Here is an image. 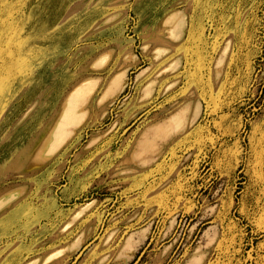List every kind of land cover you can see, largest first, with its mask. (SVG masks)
Here are the masks:
<instances>
[{"label":"rangeland","instance_id":"obj_1","mask_svg":"<svg viewBox=\"0 0 264 264\" xmlns=\"http://www.w3.org/2000/svg\"><path fill=\"white\" fill-rule=\"evenodd\" d=\"M114 227L264 264V0H0V264H89Z\"/></svg>","mask_w":264,"mask_h":264},{"label":"crops","instance_id":"obj_2","mask_svg":"<svg viewBox=\"0 0 264 264\" xmlns=\"http://www.w3.org/2000/svg\"><path fill=\"white\" fill-rule=\"evenodd\" d=\"M181 37V36H180ZM179 37V38H180ZM177 40V39H176ZM167 51L165 50L163 52V54L160 55V58L162 55H164V53H166ZM171 61V60H170ZM170 63V62H168ZM176 68V67H175ZM143 193V191H142ZM95 199L93 200H90L89 202V206L81 213V215L74 221L73 225L76 223V222H79V221H84V220H90L91 217L93 216V214L89 215L90 214V211L91 210H95ZM154 204V202L152 201V205ZM154 206V205H153ZM152 211H153V208H152ZM117 217H119L118 215H112L109 220H108V224H111L112 222H115V220L117 219ZM153 224V221L151 220L149 222V224L147 226H143V228L141 229L142 232H143V235H145L146 232H148L150 229H151V225ZM81 233H84L82 236L85 238V236L89 233L88 231H85V230H78V232L76 233V235L74 236V240L76 239V237L81 234ZM93 233V232H92ZM102 230L101 228L96 232V233H93V240H96L98 239V241H100L99 243V246L100 247H103L105 248V252H103L104 254L102 256H99L97 257L94 261H91L89 264H132L133 262L136 261L138 255L140 254V252L143 250V253L141 254V256L137 259V261L135 262V264H159V260H160V255L163 254L165 251L159 253V255H155V254H152V255H149L147 258L149 259H143V255L145 253V249H147V245H149V243H147V245H145V247L138 253V255H136V257L133 259L132 256H133V251H134V248L136 247V245L138 244H135L134 240L135 238H133V242H132V237L129 235V236H126L124 239L121 240V242H117L116 243V246L115 248H112L110 250H108V247L109 246H113L114 247V237L116 235V228H111L109 230H107L106 232H104V234H102ZM128 238H131V243L127 244V240ZM151 243V240L149 241ZM133 243V244H132ZM92 244L94 245V242H92L91 244L88 245V248H91L92 247ZM135 244V245H134ZM210 244V243H209ZM129 246V247H128ZM83 247L82 243L79 244V246L76 248V249H69L67 250L66 254H64L61 259H57V261H53L51 262L50 264H60L62 262H64L70 255L71 257H73V259L71 260L70 264H74L76 263L81 255H76L78 254L79 250ZM198 249V248H197ZM196 251L195 250V254H190L186 260H183V263L182 264H201V262L203 261L204 259V256H205V251L204 253L201 255V259L198 261H195L196 258H198L200 255L199 254H196ZM68 252H73L72 254L71 253H68ZM112 253L113 256H109L107 255V253ZM63 258H65V260L63 261ZM39 264V263H38Z\"/></svg>","mask_w":264,"mask_h":264},{"label":"bare ground","instance_id":"obj_3","mask_svg":"<svg viewBox=\"0 0 264 264\" xmlns=\"http://www.w3.org/2000/svg\"><path fill=\"white\" fill-rule=\"evenodd\" d=\"M226 48V47H225ZM222 60V57L220 56L219 59L217 60V63L220 64ZM84 206V205H83ZM82 206V207H83ZM74 215H77V212H74ZM72 222H67L66 224H64V226L62 227L63 229H67L71 226ZM81 242V238H78L74 243H72L68 248H66V246L60 248L58 250V252L54 253V252H50L49 254L46 255V257L41 261L40 264H47L55 255H59L60 253H64L67 249H72L74 248L76 245H78Z\"/></svg>","mask_w":264,"mask_h":264},{"label":"water","instance_id":"obj_4","mask_svg":"<svg viewBox=\"0 0 264 264\" xmlns=\"http://www.w3.org/2000/svg\"><path fill=\"white\" fill-rule=\"evenodd\" d=\"M153 105H151L150 107L146 108L145 110H143L141 113H139L132 121L129 125H127L122 133H124L125 131H127L139 118H141L145 113H147L151 108H152ZM143 253V250L140 252V254L138 255L137 259L141 256V254ZM136 259V261H137ZM135 261V262H136ZM135 262H133L132 264H135Z\"/></svg>","mask_w":264,"mask_h":264}]
</instances>
